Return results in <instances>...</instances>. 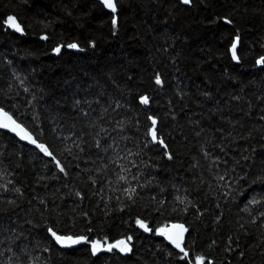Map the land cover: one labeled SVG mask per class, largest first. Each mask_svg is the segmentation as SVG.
<instances>
[{"label":"trees","instance_id":"16d2710c","mask_svg":"<svg viewBox=\"0 0 264 264\" xmlns=\"http://www.w3.org/2000/svg\"><path fill=\"white\" fill-rule=\"evenodd\" d=\"M0 109V264H264V0H0Z\"/></svg>","mask_w":264,"mask_h":264},{"label":"water","instance_id":"95a60500","mask_svg":"<svg viewBox=\"0 0 264 264\" xmlns=\"http://www.w3.org/2000/svg\"><path fill=\"white\" fill-rule=\"evenodd\" d=\"M98 2L102 5H106L108 0H98ZM237 48V40L232 45L230 52L231 54H235ZM152 128L150 130V138L154 145H161L162 142L157 140L156 135V122L154 120L151 121ZM0 131L8 134L10 137L16 139L20 144L25 145L31 149L39 151L41 149L38 142L34 139V137L18 122H16L8 113L4 110L0 109ZM188 235V229L182 224H172L168 226L163 234L162 238L165 243L178 254H182L185 257H188V254L184 250V246L186 243ZM67 243L72 245H81L85 242L82 239H70L66 240Z\"/></svg>","mask_w":264,"mask_h":264},{"label":"rangeland","instance_id":"374dc122","mask_svg":"<svg viewBox=\"0 0 264 264\" xmlns=\"http://www.w3.org/2000/svg\"><path fill=\"white\" fill-rule=\"evenodd\" d=\"M59 244L61 246H64V247H67L71 244L67 243L66 241H63V240H58ZM93 249L95 251H101V250H107V249H110V248H115L116 250L122 252V253H125L128 251V245L124 242H118L117 244H114L113 246H110V245H105V244H101V243H94L92 245Z\"/></svg>","mask_w":264,"mask_h":264},{"label":"bare ground","instance_id":"6f19581e","mask_svg":"<svg viewBox=\"0 0 264 264\" xmlns=\"http://www.w3.org/2000/svg\"><path fill=\"white\" fill-rule=\"evenodd\" d=\"M236 40H237V39H236ZM236 40H235V41H236ZM235 41H234V42H235ZM237 43H238V41H237ZM233 44H234V43H233Z\"/></svg>","mask_w":264,"mask_h":264}]
</instances>
